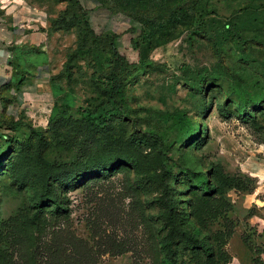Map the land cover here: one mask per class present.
<instances>
[{
	"label": "rangeland",
	"instance_id": "374dc122",
	"mask_svg": "<svg viewBox=\"0 0 264 264\" xmlns=\"http://www.w3.org/2000/svg\"><path fill=\"white\" fill-rule=\"evenodd\" d=\"M24 1L49 71L2 93L0 264H264V0Z\"/></svg>",
	"mask_w": 264,
	"mask_h": 264
},
{
	"label": "crops",
	"instance_id": "0c3cea01",
	"mask_svg": "<svg viewBox=\"0 0 264 264\" xmlns=\"http://www.w3.org/2000/svg\"><path fill=\"white\" fill-rule=\"evenodd\" d=\"M45 17L33 3L0 0V110L2 93L25 84V76L31 74L33 78L29 85L21 86L25 91L36 90L37 82L47 76L49 69L41 63L45 56L37 51L48 41L40 29L45 26Z\"/></svg>",
	"mask_w": 264,
	"mask_h": 264
},
{
	"label": "trees",
	"instance_id": "16d2710c",
	"mask_svg": "<svg viewBox=\"0 0 264 264\" xmlns=\"http://www.w3.org/2000/svg\"><path fill=\"white\" fill-rule=\"evenodd\" d=\"M85 26H86V29L89 30L88 24H86ZM121 61H122V58L121 59H120V57L117 58V61H116L117 62V66H119L121 64ZM109 81L111 83V93L113 95H119L122 92V85L119 82L118 78L115 76L113 71L111 72V75L109 77ZM106 114L101 118V120L99 122V126H101L102 128L106 125V118L109 115V113H108V115H106ZM47 167L49 168V170L51 169L50 165H47ZM206 179H207L206 185H208V178H206ZM43 200L51 202L52 198L49 195L43 194L37 200L36 204H37L38 207L42 205ZM170 208H171L172 211L174 210V206L173 205H171ZM169 225H172V217L171 216H169ZM173 234H177V235L181 236L182 238L185 239V242L190 244V245L198 244V246L200 248H204L203 244L200 243V241H198L195 237H193V236H191V235H189V234H187V233H185V232H183L181 230H174L172 228L170 229V234L168 235V238H167V244L168 243L169 244L172 243L171 236ZM167 250H168V257H167L165 263L166 264H172L171 259H170V256L172 255L171 250H170V246L167 247ZM204 252L207 255H209V256L211 255V252L208 249H204Z\"/></svg>",
	"mask_w": 264,
	"mask_h": 264
}]
</instances>
